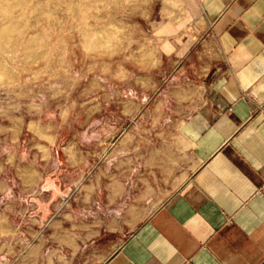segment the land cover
<instances>
[{"label": "rangeland", "instance_id": "obj_1", "mask_svg": "<svg viewBox=\"0 0 264 264\" xmlns=\"http://www.w3.org/2000/svg\"><path fill=\"white\" fill-rule=\"evenodd\" d=\"M173 10L0 0V264H102L195 171L140 65Z\"/></svg>", "mask_w": 264, "mask_h": 264}, {"label": "crops", "instance_id": "obj_2", "mask_svg": "<svg viewBox=\"0 0 264 264\" xmlns=\"http://www.w3.org/2000/svg\"><path fill=\"white\" fill-rule=\"evenodd\" d=\"M174 3L140 65L198 165L102 264H264V0Z\"/></svg>", "mask_w": 264, "mask_h": 264}, {"label": "bare ground", "instance_id": "obj_3", "mask_svg": "<svg viewBox=\"0 0 264 264\" xmlns=\"http://www.w3.org/2000/svg\"><path fill=\"white\" fill-rule=\"evenodd\" d=\"M13 29V26L11 24L8 23H4L2 25V28L0 29V43L5 40L8 39L11 35H7V31ZM10 32V31H9Z\"/></svg>", "mask_w": 264, "mask_h": 264}]
</instances>
